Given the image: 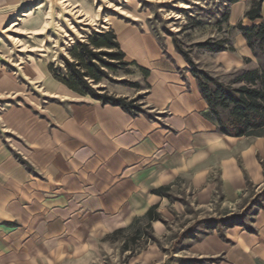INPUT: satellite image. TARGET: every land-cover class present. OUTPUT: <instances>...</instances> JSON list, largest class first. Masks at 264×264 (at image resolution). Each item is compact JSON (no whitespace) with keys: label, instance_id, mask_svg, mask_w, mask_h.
Returning <instances> with one entry per match:
<instances>
[{"label":"crops","instance_id":"1","mask_svg":"<svg viewBox=\"0 0 264 264\" xmlns=\"http://www.w3.org/2000/svg\"><path fill=\"white\" fill-rule=\"evenodd\" d=\"M31 1L0 0V30ZM245 2L232 5L230 23L244 16ZM243 19L247 28L257 22ZM111 29L125 60L148 71L145 112L73 92L41 58L20 69L0 62V264L33 242L129 225L164 204L154 193L162 187L182 185L201 206L218 199L233 209L249 184H264V128L238 137L218 132L170 40L162 45L142 24L114 22ZM237 49L236 56L219 52L225 69L244 67V58L255 62L241 33ZM252 225L253 232L234 226L195 239L182 250L195 261L174 264H264V208Z\"/></svg>","mask_w":264,"mask_h":264},{"label":"rangeland","instance_id":"2","mask_svg":"<svg viewBox=\"0 0 264 264\" xmlns=\"http://www.w3.org/2000/svg\"><path fill=\"white\" fill-rule=\"evenodd\" d=\"M252 1L246 0L248 8ZM235 2L32 0L12 16L13 22L0 30V54L7 60L5 64L9 69H20L27 61L38 58L43 59L47 66L53 64L62 68V58L70 59L69 48L77 41L85 40L87 34L112 30L114 22L142 24L162 45L165 40H170L175 50L177 45L199 68L227 81L234 69H225L221 58L226 53L238 55L240 31L235 26L239 22L248 24L244 16H240L234 23L236 25L230 23V8ZM224 15H227L226 19ZM218 39L227 41L230 48L224 50L226 53L209 52L199 46L206 40ZM107 72L108 78L98 86L105 88L108 94L133 101V106L145 112L143 98L148 84L144 72L132 63ZM262 188L264 184L259 188L251 186L235 208L226 209L220 207L218 199L209 207L201 206L194 194L180 185L167 191L164 204L156 205L160 219L152 221L150 226L142 217H137L129 225L87 234L75 240L33 242L24 246L17 255L8 257L6 264H174L176 258L187 260L186 263L193 262L195 260L186 258V252L182 251L191 241L213 231L222 236L228 228L206 220L243 213L249 208L245 225L234 226H243L246 230L249 224L253 227L255 214H252L258 211L259 206L252 207L250 199ZM187 230L190 233L184 235ZM201 261L207 264L209 260Z\"/></svg>","mask_w":264,"mask_h":264},{"label":"trees","instance_id":"3","mask_svg":"<svg viewBox=\"0 0 264 264\" xmlns=\"http://www.w3.org/2000/svg\"><path fill=\"white\" fill-rule=\"evenodd\" d=\"M235 2L237 0H231ZM263 0H253L245 11L244 17L250 21H257L247 28L239 22L235 27L240 31L250 49L255 62L250 58L244 59L245 66L234 69L229 80H223L208 71L199 68L177 46L176 50L184 57L189 65L191 74L196 78L199 91L208 105L207 115L214 121L217 131L230 136L256 135L264 128V17L260 15ZM227 15H224V19ZM209 52H221L229 49L225 39L206 40L199 45ZM68 53L70 59L63 57V67L56 68L48 65L52 76L73 92L89 96L102 104L120 106L123 110L137 114L142 112L133 106V101L125 97H115L105 92V88L98 86L102 80L108 78L107 70H115L120 65H128L125 55L120 49L117 37L112 30L105 32H91L85 40L73 44ZM134 64V63H132ZM138 67V66H137ZM145 75L148 71L138 67ZM97 86V87H95ZM102 91V92H99ZM264 168V163H263ZM251 185L249 184L248 188ZM169 187L154 190V193L167 195ZM251 206L264 208V188L250 199ZM154 205L142 217L146 225L160 219ZM251 209L239 214H230L223 218L206 220L212 224L223 226L245 225L244 219ZM256 214L253 213L252 215ZM247 229L254 231L249 224ZM187 230L184 235H188Z\"/></svg>","mask_w":264,"mask_h":264},{"label":"water","instance_id":"4","mask_svg":"<svg viewBox=\"0 0 264 264\" xmlns=\"http://www.w3.org/2000/svg\"><path fill=\"white\" fill-rule=\"evenodd\" d=\"M0 62L6 63L7 60L0 55Z\"/></svg>","mask_w":264,"mask_h":264}]
</instances>
